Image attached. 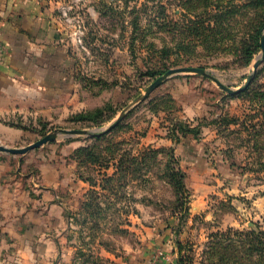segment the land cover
I'll list each match as a JSON object with an SVG mask.
<instances>
[{
  "label": "rangeland",
  "instance_id": "374dc122",
  "mask_svg": "<svg viewBox=\"0 0 264 264\" xmlns=\"http://www.w3.org/2000/svg\"><path fill=\"white\" fill-rule=\"evenodd\" d=\"M44 1L95 103L59 127L41 124L18 147L50 132L57 138L16 155L32 159L28 175L36 174L35 162H58L73 166L84 183L80 207L65 210L72 224L68 262L158 264L170 253L160 246L173 244L175 264L178 247L185 263L211 264L221 249L208 252L209 242L230 230L237 259L264 264V56L260 39L258 45L248 39L259 23L264 34V0ZM178 67L208 75L170 74L99 134L157 77ZM252 73L243 94L214 81L236 89ZM98 78L111 87L93 84ZM61 129L89 134L63 136ZM151 148L160 151L147 156ZM168 151L183 173L184 192L166 169ZM248 232L258 248L251 253L243 251L248 240H240Z\"/></svg>",
  "mask_w": 264,
  "mask_h": 264
},
{
  "label": "crops",
  "instance_id": "0c3cea01",
  "mask_svg": "<svg viewBox=\"0 0 264 264\" xmlns=\"http://www.w3.org/2000/svg\"><path fill=\"white\" fill-rule=\"evenodd\" d=\"M0 40V145L18 147L41 124L59 127L94 105L44 0H0ZM18 156L0 150V264H70L65 210L80 207L84 183L58 162H35L28 175L32 159ZM166 250L158 264H175L173 244Z\"/></svg>",
  "mask_w": 264,
  "mask_h": 264
},
{
  "label": "trees",
  "instance_id": "16d2710c",
  "mask_svg": "<svg viewBox=\"0 0 264 264\" xmlns=\"http://www.w3.org/2000/svg\"><path fill=\"white\" fill-rule=\"evenodd\" d=\"M136 20L133 21L132 25L135 24ZM262 24V23H261ZM260 23L255 27L253 33L251 34V36L248 38V39H252V42L255 43L257 42V45H258V40L261 38L260 37V28L262 27ZM252 53L253 51H249V53ZM83 79V78H81ZM93 84L95 85H100L102 87H111V83H108L107 81H105L104 79L102 78H98V79H95V81H92ZM82 84H84L83 86L86 87V86H91L90 85V82H86L84 80H82ZM122 86H124L122 83H121ZM247 91H249V88L245 91H240V94H243V93H247ZM264 105V104H263ZM102 110V108L100 109H97L98 112H100ZM262 113H264V107H262ZM80 117V114H78ZM182 128H187L186 125L184 124H181ZM190 131H193L195 132L196 129L192 128L190 129ZM106 132L103 131V132H99V134H105ZM95 137H98L95 136ZM85 148V147H84ZM84 148H79L78 150H76L75 152H82V150H84ZM91 151V150H90ZM160 150L159 149H148L146 150V155L147 156H150V157H154ZM87 154L89 155L90 153L87 152L86 153V156ZM168 157L170 159H168L167 163H166V169L169 171L170 170V176L171 178L173 179L174 183H175V186L179 189V190H182L184 192L185 190V187H184V183H183V173L180 171V170H176L175 167L172 166L171 164V152L168 151ZM183 211L186 212V208L184 207L183 208ZM232 234V232L230 230L228 231H221V232H218L216 234L213 235V238L212 240L209 242V245H208V252L210 249H214V248H220L221 251L217 253V255L215 256V261L212 262L211 264H242L238 259H237V255H235L233 253V249L234 248V238L230 237V235ZM235 236L237 237H242V233L240 232H236L234 234ZM254 233L253 232H248L245 234V237H244V234H243V237L244 238H240V240L243 242H245L246 240H248V244H250L251 246H249L247 248V246H245L244 244V247H243V251L245 253H251L252 250H251V247L253 248H257L255 247V245L251 242H249L250 240L248 239L249 237H253ZM259 244H262V241H259ZM258 249V248H257ZM213 259V258H212ZM177 264H188V263H185L186 262V259H184L181 255V247H178V251H177Z\"/></svg>",
  "mask_w": 264,
  "mask_h": 264
},
{
  "label": "water",
  "instance_id": "95a60500",
  "mask_svg": "<svg viewBox=\"0 0 264 264\" xmlns=\"http://www.w3.org/2000/svg\"><path fill=\"white\" fill-rule=\"evenodd\" d=\"M260 46H261V55L260 56H264V34L261 35L260 38ZM261 61L260 59H257L254 64H253V73L255 72L256 68L258 67L259 63ZM180 71H191V72H197V73H201V74H205L208 75V72H206L205 69L203 68H199V67H178V68H173V69H169L167 70L165 73H163L162 75H160L159 77H157L142 93H140L132 102H130L125 109H123L121 111V113L117 116V118L110 123L107 126L101 127L99 128L98 131H108L109 129H111L113 126H115L135 105H137L139 102H141L142 100H144L151 92L152 90L157 87L162 81H164V79H166L170 74L174 73V72H180ZM253 73L248 75L246 78V81L244 83L243 86L236 88V89H232L229 88L228 86L222 84L220 81H218L217 79H214V81L224 90H226L228 93H235L238 92L242 89H244L251 81L252 77H253ZM65 134H63V136H72L74 134H89V132L86 129H61ZM58 134L56 132H50L47 133L46 135H44L43 137H41L40 139L36 140L35 142H32L26 146L23 147H5L3 145H0V150L1 151H5V152H9V153H13V154H23L26 153L27 151L39 147L42 144L49 142V141H53L57 138Z\"/></svg>",
  "mask_w": 264,
  "mask_h": 264
},
{
  "label": "built area",
  "instance_id": "2783aa9c",
  "mask_svg": "<svg viewBox=\"0 0 264 264\" xmlns=\"http://www.w3.org/2000/svg\"><path fill=\"white\" fill-rule=\"evenodd\" d=\"M3 54H4V47H3V43L0 40V62H2Z\"/></svg>",
  "mask_w": 264,
  "mask_h": 264
}]
</instances>
